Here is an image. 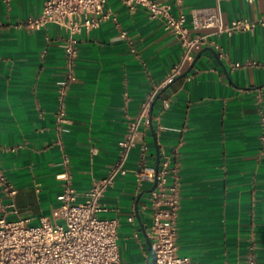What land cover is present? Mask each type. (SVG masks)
Here are the masks:
<instances>
[{"label":"crops","instance_id":"crops-1","mask_svg":"<svg viewBox=\"0 0 264 264\" xmlns=\"http://www.w3.org/2000/svg\"><path fill=\"white\" fill-rule=\"evenodd\" d=\"M157 1L170 3L174 15L185 13L191 28V8L217 0ZM43 3L0 0V166L17 189L8 217L30 224L61 204L68 175L83 200L111 171L131 120L183 54L164 18L107 0L116 19L76 34L69 78L63 44L70 30L25 23ZM220 6L226 23L264 14V0H220ZM198 32L209 34L210 43L195 56L206 46L218 55L204 50L189 73L162 92L153 127L149 119L127 172L102 197L101 216L119 220L127 264H154L151 219L141 204L154 185L158 151L160 163L167 159L176 169L170 182L180 197L178 253L199 264H248L253 252L256 264H264V25ZM0 197L11 201L1 184Z\"/></svg>","mask_w":264,"mask_h":264},{"label":"built area","instance_id":"built-area-1","mask_svg":"<svg viewBox=\"0 0 264 264\" xmlns=\"http://www.w3.org/2000/svg\"><path fill=\"white\" fill-rule=\"evenodd\" d=\"M121 1L131 8L145 7L152 18H164L165 28L176 34L182 43V58L150 93L137 116L131 120L127 134L120 142L119 158L111 171L84 193L83 200H78L80 193L73 187L68 175L58 196L61 204L51 215L41 216L37 224H30L25 218L10 219L8 216L14 211L10 212L9 208L15 206L13 198L17 189L0 166V184L11 199L6 203L0 197V264H127L122 259L118 243L119 220L101 216L104 210L102 197L114 185L116 176L127 172V159L142 127L149 120L153 100L162 87L194 60L196 51L210 43L209 34L198 31L212 28L216 32L232 33L264 25V14L256 18H237L226 23L220 0L213 5L191 8V28L186 25L185 13L172 14L170 3L157 0ZM106 3L107 0H44L41 13L25 20L26 24L36 29L53 22L70 30L71 35L63 44L69 64V78L74 77L73 67L79 41L76 34L84 28L97 27L105 20L116 19L106 9ZM68 162L69 158L64 156L63 164L67 165ZM175 172L169 161L163 160L157 173V186L141 204V209L147 211L151 219L150 236L156 254L154 264H199L189 256L178 253L176 219L180 197L177 183L170 182V176ZM66 174H70L68 169ZM130 219L133 220L134 216ZM248 264H256L253 252L249 255Z\"/></svg>","mask_w":264,"mask_h":264},{"label":"water","instance_id":"water-1","mask_svg":"<svg viewBox=\"0 0 264 264\" xmlns=\"http://www.w3.org/2000/svg\"><path fill=\"white\" fill-rule=\"evenodd\" d=\"M206 49H209L211 50L214 54L218 55V53L215 51V49L211 46H206L204 47L202 50H200L198 52V54L195 56L194 60L192 61V63L190 64V66L185 70L183 71L182 73H180L179 75H177L175 78H173L169 83H167L160 91L159 93L157 94V96L155 97V99L153 100L152 102V105H151V109H150V122H151V126L153 127V123H152V114H153V109H154V105L156 103V101L158 100V98L160 97V95L162 94L163 91H165L167 89V87L173 83L174 81H176L177 79L185 76L186 74L189 73V71L192 69V67L194 66L195 62L197 61V59L200 57L201 53L206 50ZM159 166H160V151H158V155H157V163H156V171H155V178H154V185L152 186V188L149 190V191H153L156 186H157V173H158V170H159ZM142 193L138 196L137 198V201H136V214L138 216V218H140V209H139V199L141 197ZM150 243H152V241L150 240ZM153 258H154V262L156 260V254H155V251H154V248H153Z\"/></svg>","mask_w":264,"mask_h":264}]
</instances>
